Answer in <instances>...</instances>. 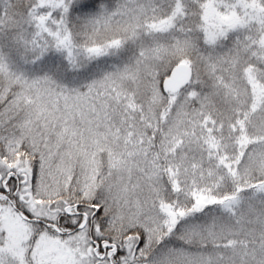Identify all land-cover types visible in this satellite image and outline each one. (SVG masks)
<instances>
[{"label": "snow or ice", "instance_id": "1", "mask_svg": "<svg viewBox=\"0 0 264 264\" xmlns=\"http://www.w3.org/2000/svg\"><path fill=\"white\" fill-rule=\"evenodd\" d=\"M0 264H264V0H0Z\"/></svg>", "mask_w": 264, "mask_h": 264}]
</instances>
